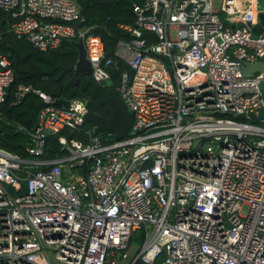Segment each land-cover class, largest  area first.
<instances>
[{
	"label": "built area",
	"instance_id": "2783aa9c",
	"mask_svg": "<svg viewBox=\"0 0 264 264\" xmlns=\"http://www.w3.org/2000/svg\"><path fill=\"white\" fill-rule=\"evenodd\" d=\"M257 4L142 0L120 24L131 37L105 56L77 0H0L9 29L40 49L82 40L96 81L122 60L116 89L134 117L119 139L59 134L68 153L43 157L48 133L82 126L86 102L18 87L44 105L30 156L0 147V264H264V70L241 69L264 56L247 24ZM13 78L0 52V104Z\"/></svg>",
	"mask_w": 264,
	"mask_h": 264
},
{
	"label": "trees",
	"instance_id": "16d2710c",
	"mask_svg": "<svg viewBox=\"0 0 264 264\" xmlns=\"http://www.w3.org/2000/svg\"><path fill=\"white\" fill-rule=\"evenodd\" d=\"M142 0H77L82 20L78 24L90 27V31L99 34L105 46V56L112 55L119 39L131 37L129 31L120 24L134 25L133 4ZM13 20L10 13L0 9V52L10 59L14 78L7 88L6 98L0 104V147L13 151L20 156H30L27 131L37 123L38 111L44 105L43 99L29 90L19 98L18 87L31 84L53 98H81L88 110L106 117L112 115V105L107 97L106 82L96 81L85 70L63 69L62 65L75 64L78 58V46L75 38H64L60 44L50 49H40L25 37L18 36L9 29ZM118 69L110 73V81L116 88L120 73L127 65L119 60ZM92 124L85 120L78 129H62L57 133H48L45 137L43 157L55 158L68 153L58 141L59 134L87 140V130ZM101 139L108 141L113 133H98ZM144 227L136 229L131 239L142 241ZM164 255H159L153 264H161ZM135 264H145L137 261Z\"/></svg>",
	"mask_w": 264,
	"mask_h": 264
},
{
	"label": "water",
	"instance_id": "95a60500",
	"mask_svg": "<svg viewBox=\"0 0 264 264\" xmlns=\"http://www.w3.org/2000/svg\"><path fill=\"white\" fill-rule=\"evenodd\" d=\"M256 9H264L262 4H257ZM256 19L247 21V24L251 26L255 34L263 33L264 34V10L256 12ZM78 46V58L75 64L68 66L62 65L63 69H76V70H85L91 72V64L85 56V48L82 40L77 41ZM244 75L252 76L257 71L264 70V56L260 61L253 64L245 63L241 67ZM107 85V97L110 100L112 105V115L110 117L102 116L96 114L90 110L85 113V119L89 121L95 133H100L103 131H110L114 133L116 139L122 138L129 130L130 126L133 123V112L128 110L123 99L119 95L118 90L113 86V83L110 79L106 80ZM54 103L67 107L69 104V99L67 98H55ZM259 116H264V109H259ZM258 115L253 113L251 116L252 121H257ZM29 140V139H28Z\"/></svg>",
	"mask_w": 264,
	"mask_h": 264
},
{
	"label": "rangeland",
	"instance_id": "374dc122",
	"mask_svg": "<svg viewBox=\"0 0 264 264\" xmlns=\"http://www.w3.org/2000/svg\"><path fill=\"white\" fill-rule=\"evenodd\" d=\"M259 3L262 4L264 6V0H259ZM214 5H217V0H214ZM245 210V206L242 208V211Z\"/></svg>",
	"mask_w": 264,
	"mask_h": 264
}]
</instances>
